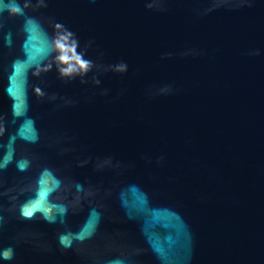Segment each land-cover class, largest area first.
Here are the masks:
<instances>
[{
	"label": "water",
	"instance_id": "95a60500",
	"mask_svg": "<svg viewBox=\"0 0 264 264\" xmlns=\"http://www.w3.org/2000/svg\"><path fill=\"white\" fill-rule=\"evenodd\" d=\"M0 264H264V0H0Z\"/></svg>",
	"mask_w": 264,
	"mask_h": 264
}]
</instances>
